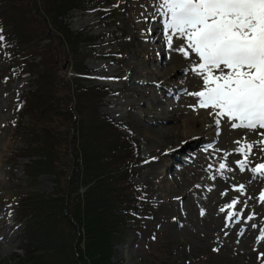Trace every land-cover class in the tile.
<instances>
[{
  "label": "rangeland",
  "instance_id": "rangeland-1",
  "mask_svg": "<svg viewBox=\"0 0 264 264\" xmlns=\"http://www.w3.org/2000/svg\"><path fill=\"white\" fill-rule=\"evenodd\" d=\"M15 1L18 2V0H12V8L15 10L12 11V17L19 27L18 34L21 33L23 38L26 39L29 44L27 48L31 50L33 56L27 64L31 75L26 86L22 84L21 80L13 81V85H9L7 83L9 78L5 75L6 72L1 73L2 63L0 62V198L8 197L11 194L16 195L15 203L17 205L15 209L19 212V216L15 217L14 221L10 212L2 213L0 211V263L52 264L50 261L51 252L45 253L41 260H34L37 257V259L40 258L42 250L40 245H42V242L38 241L37 220L29 214L33 206L29 204L31 201H25L24 199V208L20 207L17 202L27 195H63L57 190L66 191L68 180L65 177H71L70 175L75 172L73 167L68 169L65 165L66 155L71 152L73 158H76V156L71 143L58 142V134L56 135L53 131H46L44 126L36 125V121L31 116H25V113L29 111L28 113L34 116L37 113V107L43 102L42 95L48 94L50 86L43 79L45 76H51L54 72L66 79L72 76L71 73L75 74V71L70 69L71 66L66 63L63 56L59 57L56 48L58 40L54 38L55 41H51V39L45 38L37 32V28L43 23L42 19L33 13L31 2L22 0L25 6L23 7ZM93 2H90V8L88 9H73L70 15H67V22L71 30L85 28L89 31L87 36L95 34L105 37L104 40H101L100 48L93 47L94 49L90 50L89 45H82L80 48V52L84 51L90 54L84 63L87 68L96 70L92 75V80L108 84L114 91L113 97L104 96L102 98L101 107L97 111L99 113L98 117L101 115L106 120L113 118L116 121L121 120L129 123L127 131L124 129L118 130V134L123 135L122 140L127 141L130 147V141L132 140L130 134L133 136V139L137 141L138 156L140 154L139 159L141 160H138L134 166V171H137L138 174L134 178L131 177L129 182L144 183L148 186L151 197L149 201L147 200L146 205L152 204L157 211V219H163L162 221L157 219L151 221L153 226L160 225L158 227L160 235L155 241H148L138 235H132V233L129 236L128 234L123 236L114 248L113 263L264 264V259L259 258L264 253V239H258L261 229H264V203H261L258 199L259 191L264 189V178L255 185L259 187L254 186L252 189V197L256 201L253 205H257L256 208L259 210L257 212L254 207L249 208V206L245 207L244 205L245 201L248 204V201L251 200L250 197L242 199L238 196L240 191L232 189L241 185L238 184L240 183L239 180L233 179L239 171L237 165L236 168H233L226 161L232 171L223 170V174L227 172L224 175L220 173L219 164L225 162L226 157L224 144L218 145L217 138L215 140V136H211L210 132L211 130L221 131L220 126L224 122L221 121L219 130H216L218 128L215 124V115L210 114L212 109H205V112V110H200L203 108L193 110L190 107V105L197 104L198 98L188 93L201 90L203 83L200 84L198 90H196V85H193L191 89L178 90L175 86V80H184L186 71L175 70L173 75H164L166 64L162 65L161 56L155 64L156 54L146 42L150 37L144 33L143 28L139 27L141 25L136 23L141 15L138 13L137 8L146 6L147 0H94ZM38 5L42 6L41 3H38ZM111 7L118 9L117 15L114 14L118 19L115 23H108L107 20L101 17L102 15L105 16L102 11H110L107 9ZM36 38H41V42ZM97 43L99 44V41ZM99 52L106 53L109 56L121 52L122 56L118 60L102 59L98 56ZM190 68L184 69L190 71ZM158 77L166 78L167 84H158ZM28 79L22 81L26 80L28 82ZM16 88L23 89V91L28 88L27 102L21 113V109L18 108V96L14 93ZM35 91L41 92L36 93L35 98H31V94ZM166 91L170 95L166 94ZM169 102H172V105H168ZM67 105L74 107V102ZM163 106L167 108H173V106L182 108L184 106L186 107L185 112H193L191 114L194 116L200 113H202L200 116L208 114L212 120L210 121L211 130L209 134H205L204 137H208V141L203 144L205 149L210 150V152L215 150L218 154L212 155V158L207 156L191 157L190 154L194 155L195 151L185 145L174 157L170 156L167 151L174 144L180 143L183 145L184 139L181 140V137L185 133L180 134L179 131L174 132L171 130L166 134L161 129V123L158 120L162 117L160 107ZM68 110H70L68 112H74L75 107L73 110L69 108ZM68 112L67 114H69ZM158 114L159 118L157 117ZM177 120L173 119L171 122ZM23 121L30 123L32 129H28ZM164 123H170V121ZM203 124L207 127L206 122ZM36 126L37 130L33 132ZM54 131H59V128L55 127ZM41 139H44V142L47 141L51 148L48 157L43 151H40ZM227 141L226 146H230L232 149L238 147L234 143L238 140L231 139ZM256 141H259V139L256 138L250 142ZM31 142H33V145H31ZM56 142L59 143L57 146H61L63 149L56 150L57 146L52 149ZM241 143L244 142L241 141ZM260 146L258 143L254 144L257 151L253 155H249L251 159L248 157L249 172H251L252 167L257 165L256 163L264 162V152L261 151L262 146ZM64 147L67 148L66 151H64ZM233 152L236 161L243 159L241 154L239 156V153ZM131 153L134 159L136 153L133 149H131ZM48 159L51 160L49 166L42 167L39 171L37 167H33L40 161ZM259 160L260 162H258ZM184 161L187 163H184ZM62 168L65 170L63 175L60 171ZM43 169L49 171V173H39L43 172ZM233 171L234 174H232ZM218 174L219 177L227 179L226 189L233 193L229 197H223L220 200L217 199V195H220L223 191L216 188L213 190V183ZM58 181L62 188L59 187ZM244 186L249 189V184H244ZM221 188L223 190V187ZM213 193L215 194L213 195ZM236 196L240 200V203L235 206L236 208L226 209L222 212L221 208L230 204ZM241 200L243 201L241 202ZM142 201L143 199L139 198V202ZM28 206L31 208L30 211ZM243 208L249 213L244 214ZM229 211L242 212L239 223L236 222L235 217L232 221L226 220ZM202 212L203 214H201ZM252 214L257 217L256 219L253 218L252 221H258L257 223L252 224L248 219L246 220L245 217ZM212 217L218 221L214 219L215 223H211L209 218ZM140 218H143V214ZM18 221L22 223V226L17 229L15 223L19 224ZM253 225H256V227H253ZM247 226L249 227L247 228ZM58 230H63L66 233L68 227L62 224L58 226ZM241 230H243V236L240 235ZM74 233L75 229L72 231V234ZM78 234L77 228L76 236L72 237L71 243L74 244L78 240ZM67 240H70V237ZM36 243L40 250L36 248ZM74 250H77V248L74 247Z\"/></svg>",
  "mask_w": 264,
  "mask_h": 264
},
{
  "label": "trees",
  "instance_id": "trees-1",
  "mask_svg": "<svg viewBox=\"0 0 264 264\" xmlns=\"http://www.w3.org/2000/svg\"><path fill=\"white\" fill-rule=\"evenodd\" d=\"M29 1L33 6V13L42 19L43 24L37 28L39 35L51 41H55L56 38L59 57L63 56L66 63L78 73L87 74L89 70L84 62L90 54L80 52V48L82 45L92 44L94 39L82 30H71L68 24L59 18L74 8L84 7L85 0ZM18 2L16 3L25 7L22 0ZM12 7V0H0V27L10 29L18 48L19 45L27 47L29 44L26 39L21 33L18 34L19 27L12 17V11H15ZM36 39L41 42V38ZM43 79L50 86L48 94L42 95L43 102L37 107L34 116L30 115L29 111H26L25 116H31L36 121L35 124L46 127V131L58 134V142L71 143L76 158L71 156V152L66 155L65 165L68 169L73 167L75 172L70 175L71 177H65L68 180L66 191L57 190L63 195H29L24 198L25 201H31L29 204L33 209L28 206L29 211L31 210L29 214L37 220L38 241L42 242L40 258L34 260H41L45 253L51 252L52 264H114L112 260L114 248L123 236L134 231L132 225L137 219L139 198L147 194L141 186L129 182L131 177L137 175L134 171L138 161L137 143L132 139L130 147L127 141L122 140L123 135L118 134V130L122 129L121 125L113 120H106L101 115L98 117L97 111L101 107V100L110 92L107 87L85 83L84 78L63 79L54 72ZM40 92L35 91L31 98H35V94ZM71 102H74V112H68L70 111L68 108L74 109L67 105ZM28 126V129H32L30 123ZM55 127L59 128V131H54ZM35 130L37 126L33 132ZM43 142L44 139H41L38 145L40 151L48 157L51 148L47 141ZM58 142L52 149L59 144ZM55 149L63 148L57 146ZM64 149L67 150L66 147ZM131 149L136 153L134 159ZM50 163L51 160L48 159L40 161L33 167H37L39 171ZM42 171L39 173H49L45 169ZM60 171L62 175L65 172L64 168ZM58 184L62 188L59 181ZM81 185L86 186L83 194L78 192ZM146 211L150 212V208L139 209L142 213ZM62 224L68 227V232L58 230V226ZM79 227L84 229L82 243L78 237L73 244L71 239L76 236ZM68 237L70 240H67ZM74 247L77 250H74ZM36 248L40 250L37 243Z\"/></svg>",
  "mask_w": 264,
  "mask_h": 264
},
{
  "label": "snow or ice",
  "instance_id": "snow-or-ice-1",
  "mask_svg": "<svg viewBox=\"0 0 264 264\" xmlns=\"http://www.w3.org/2000/svg\"><path fill=\"white\" fill-rule=\"evenodd\" d=\"M156 7L164 18L168 47L178 37L183 45L175 50L185 59L191 58L190 53L198 58L190 71L202 79L203 87L188 93L198 98L190 107L212 109L218 129L225 117L233 129H264V0H157ZM260 135L256 142L234 141L238 145L234 151L244 157L235 162L241 172L248 169L254 144L264 151V132ZM226 161L227 156L219 164L221 174L232 171ZM251 171L264 176V162ZM236 190L246 192L243 184ZM259 201L264 203V191ZM238 203L235 198L221 211L234 209ZM241 216L242 212L229 211L226 220L235 217L239 223ZM253 218L254 214L247 217ZM258 239H264V229ZM259 258L264 259V253Z\"/></svg>",
  "mask_w": 264,
  "mask_h": 264
},
{
  "label": "bare ground",
  "instance_id": "bare-ground-1",
  "mask_svg": "<svg viewBox=\"0 0 264 264\" xmlns=\"http://www.w3.org/2000/svg\"><path fill=\"white\" fill-rule=\"evenodd\" d=\"M143 2V1H142ZM152 16H154L152 18V26H153V29H152V33L156 32V29L161 26L160 25V18L158 19L156 17V13L152 12L151 13ZM164 40L166 41V48L168 50V57H164L163 59V62L166 64L165 68H164V75H173V72L176 70V71H183L185 70V79L184 80H175V86L177 87L178 90H181L183 88H187V89H191V87L193 85H196V90L199 89V87L201 86L200 84H202V79H200L199 76H196L194 73H192L191 71H188V67H191L193 63H195L197 61V57L195 56V54H191L190 53V56L191 58L190 59H185V57L178 51H176L175 49L182 46L183 45V41L176 37L174 38L173 40V45H172V48L170 49L167 45V35L165 33V37H164ZM155 46V45H154ZM156 47V46H155ZM164 64V65H165ZM181 67H184V68H187V69H184V68H181ZM191 69V68H190ZM157 72V71H156ZM163 75V74H162ZM156 79V78H155ZM157 81H158V84H167V81H166V78H162V77H158L157 78ZM169 81V80H168ZM198 81V82H196ZM174 83V82H173ZM197 83V84H195ZM163 85V86H165ZM155 86V85H154ZM174 86V85H173ZM203 87V85H202ZM194 88V87H193ZM186 91V90H185ZM199 91V90H198ZM196 92V91H195ZM160 93V92H159ZM164 93V92H163ZM166 94L170 95L169 92L166 91ZM184 94V93H183ZM185 95V94H184ZM188 95V94H187ZM167 96V95H166ZM161 97V96H160ZM189 97V96H187ZM185 98V97H184ZM195 99V97H194ZM190 100V98H189ZM193 100V99H192ZM191 100V101H192ZM167 101V100H166ZM185 101V100H184ZM188 101V100H187ZM190 101V103H191ZM181 102V101H180ZM163 103V102H162ZM168 105H172V102H169ZM168 105H166L168 107ZM187 106V103L185 104ZM189 105V104H188ZM164 107V108H163ZM163 107H160L161 108V111H160V115L162 117H160V119L158 120L160 123H161V129L166 133L168 134L171 130H173L174 132L176 131H179L180 134H184L182 137H181V140H183L184 144L181 145L180 143H178L177 145H173L171 146L167 153L174 157L175 154L177 152H179L180 150L183 149V147L185 145H188L191 149H193L196 153V157H201V156H207V157H210L212 158V155L214 154H218L217 151L214 150V152H210V150H207L204 148V144L203 143H206L208 141V137H204L205 134H209L210 132V128H211V118L210 116L207 114L205 116H200V114H196L197 116H200V117H197V116H194L192 115L191 113L193 112H185V108L184 106H182V108H175L173 106V108H167L165 106ZM190 110V109H189ZM201 111H204L205 109H200ZM187 111V110H186ZM192 111V110H191ZM209 111V110H208ZM206 112V110H205ZM159 116V114L157 115V117ZM159 118V117H158ZM216 118V117H215ZM173 119H178L176 122H171ZM167 121H170V123H164V122H167ZM222 122H224L220 128H221V131L219 129H216V130H219L220 133L217 134L216 132L212 131L210 132L211 136H215V140L217 138V142H218V145L220 144H224V152L227 156V162L229 163V165L233 168H236V159H234V149L235 147H233L234 149H232V147L230 146H226L225 144H228V141L227 140H231V139H234V140H238V141H243L245 142V140L247 142H250L256 138H258L259 140L261 138V135L260 133L261 132H264L262 129H257L255 131L253 130H248V129H244V128H236V129H233L231 126H230V122L228 121V119L225 117L221 120ZM204 122H206L207 124V127L204 126ZM262 130V131H261ZM209 136V135H207ZM211 139V138H209ZM182 142V141H181ZM213 144V143H212ZM231 144V143H230ZM232 144H233V141H232ZM236 146V145H235ZM238 146V145H237ZM261 147V146H260ZM206 148H209L208 146ZM217 148V146H216ZM257 151V147H254V150L252 151L251 155L254 154V152ZM259 152V151H258ZM261 152V151H260ZM264 152V151H263ZM230 153V155H228ZM237 154V153H236ZM262 154V152H261ZM223 155V154H222ZM250 155V156H251ZM217 156V155H216ZM219 156V155H218ZM240 156V154H239ZM256 156V155H254ZM262 156V155H261ZM237 158V157H236ZM244 158V157H243ZM250 158V157H249ZM251 159V158H250ZM223 160V159H222ZM261 160V159H260ZM260 160L258 162H260ZM256 161V160H255ZM257 162V161H256ZM252 163V162H251ZM262 163V162H260ZM254 164V162H253ZM258 164V163H256ZM250 166V165H249ZM249 168V167H248ZM239 170V168H237ZM251 170V169H250ZM236 171V170H235ZM221 173V172H220ZM227 174V172H225ZM224 173V174H225ZM237 173V172H236ZM235 173V174H236ZM223 174V175H224ZM234 174V171L233 173ZM229 175V174H228ZM227 175V176H228ZM234 176V175H233ZM225 177V176H224ZM232 178V177H231ZM264 178V176H259V175H256L254 174L252 171L249 172L248 169H246L244 172H241L240 170L238 171V174L235 175V178H233L234 180H239L240 183L238 184H249V189L245 188L246 189V192L245 193H239L238 196L239 197H242V199L244 197L246 198H251L250 201H248V204L247 206H249V208H252L254 207L255 210L258 212L259 210L256 208L257 205L253 203L256 202L253 200V197H252V189L255 185H257L258 183H260V181ZM227 179L225 178H222V177H219V174L216 175L215 177V180H214V183H213V190L214 188L218 189L219 191H223L220 195H217V199L220 200L221 198H226V197H229L230 195H232L233 193L231 191H229L228 189H226V186H227ZM235 185V184H234ZM223 187V190H221ZM256 187V186H255ZM259 187V186H257ZM256 187V188H257ZM217 190V192H218ZM262 190H260L259 192H261ZM226 193V194H225ZM215 193H213L214 195ZM212 195V194H211ZM209 197V196H208ZM213 200V199H212ZM226 200V199H225ZM210 201V199H209ZM217 201V200H216ZM243 200H241L242 202ZM212 203V202H211ZM239 204V203H238ZM242 205V204H241ZM243 206V205H242ZM216 208V207H215ZM236 208V207H235ZM245 208V207H244ZM243 208V210H244ZM211 209V208H210ZM215 210V209H214ZM245 211V210H244ZM215 212V211H214ZM244 214H247L249 213L248 211H245L243 212ZM255 214V213H254ZM260 214V213H259ZM256 215H258L256 213ZM262 215V214H261ZM260 217V216H258ZM257 217L255 216L254 219H256ZM211 220V223H215V218L212 217V218H209ZM215 219V220H214ZM245 219V218H244ZM243 220V219H242ZM247 220V219H246ZM218 221V220H216ZM245 221V220H244ZM252 224L253 223H257L258 221L254 222L252 220H249ZM248 222V221H247ZM214 225V224H213ZM242 225H245V224H242ZM251 225V224H250ZM217 226V225H216ZM241 226V225H240ZM239 226V227H240ZM249 226H247L248 228ZM214 228V227H213ZM216 228V227H215ZM246 228V227H245ZM217 229H220V228H217ZM241 229V228H240ZM226 230V229H225ZM244 230V229H243ZM246 230V229H245ZM235 231V230H234ZM248 231V230H246ZM245 231V232H246ZM252 231V229H251ZM231 233V232H229ZM245 234V233H244ZM250 234V233H249ZM229 235V234H228ZM226 236V235H225ZM231 236V234H230ZM243 236V235H242ZM248 237V236H247ZM238 238V237H237ZM247 239V238H246ZM250 239V238H249ZM227 240V239H226ZM241 240V239H240ZM243 241V240H242ZM245 241V240H244ZM246 242V241H245ZM249 242V240H248ZM240 243V242H239ZM244 244V243H243Z\"/></svg>",
  "mask_w": 264,
  "mask_h": 264
}]
</instances>
